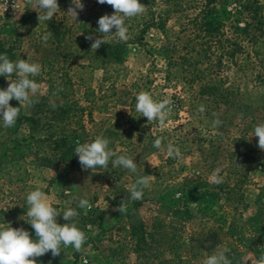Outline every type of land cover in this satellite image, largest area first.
Returning <instances> with one entry per match:
<instances>
[{
    "label": "rangeland",
    "instance_id": "374dc122",
    "mask_svg": "<svg viewBox=\"0 0 264 264\" xmlns=\"http://www.w3.org/2000/svg\"><path fill=\"white\" fill-rule=\"evenodd\" d=\"M258 1L264 13V0ZM7 3L8 0H0V42L6 47L15 40L18 31L25 30L39 10L34 8V0L33 3L17 0V10L12 7V0H9L6 10ZM58 3L61 10L55 18L72 25L75 19L66 13L71 0H58ZM181 3L174 7L157 0L150 6L155 17L154 27L144 42L128 47L126 62L114 77L104 80L101 71H83L79 76L82 81L73 78L70 83H63L56 70H47L52 77L48 79L46 76V80L38 83L41 88L33 97L36 102L21 107L20 114L27 116L34 115L41 102L54 110L79 109L80 112L71 113L72 116L64 121L81 116L84 129H79L77 142H89L92 136L101 135L107 128L117 125L124 137L116 143V152L132 157L138 165L137 172L132 173L113 167L110 160L106 168L98 166L92 172L82 168L79 157L75 165L64 163L58 170L40 168L29 162L30 176L24 181L0 180V227L8 224L14 228L23 227L33 239L36 238L26 213L29 207L27 195L37 188L46 194L48 202L58 211L76 208L80 213L74 222L87 235L84 251L76 252L69 247L56 257L49 252L46 255L50 264H134L135 256L130 253L128 240L121 232L132 210H136L148 226L161 214L166 218L177 216L183 220L186 231L194 233H224L233 220L250 223L262 207L264 210V150L258 147V137H252L255 126L264 123V86L256 82V70H240L233 65L224 68L222 74L228 86L237 93L235 104L219 110L225 129L210 133L199 129L194 133L200 124H189L185 107L177 121H167L163 127L145 121L143 126L149 127L145 133L137 131L132 136L126 135L130 128L128 116L132 110V85L146 75H150L156 86L163 84L167 52L176 49L177 53L184 54V38L193 36L195 22L201 23L200 18L195 19L205 7L202 0H181ZM93 4L100 3L98 0L87 1L89 8ZM243 4L245 0H218L212 7L210 19L214 18L221 24L225 39L234 38L235 28L243 26L245 16L238 14L239 6ZM81 14L82 11L79 16ZM220 37L218 34L217 39ZM151 67L154 69L149 74ZM176 91L180 92L181 88L163 92L170 96ZM76 128L74 126L73 129ZM157 138H163L164 146L171 143L179 147L180 156L173 158L166 150L153 147ZM241 138L248 143L244 146L247 154H261L249 166L243 183L236 186L238 176L229 171L228 152L233 150L234 144H240L236 140ZM217 169L223 178L219 184L212 180V173ZM144 175H152L150 187L144 190L142 199H128L131 185ZM81 198L88 199L92 207L87 210L78 208ZM123 200L124 212L114 210ZM57 219L61 225L69 222L62 215ZM258 223L259 232L254 227L246 229L248 242H242V246L252 242L257 244V249L262 244L264 246V212L260 214ZM259 256L247 252L240 256V261L253 264ZM204 258H200V264Z\"/></svg>",
    "mask_w": 264,
    "mask_h": 264
},
{
    "label": "trees",
    "instance_id": "16d2710c",
    "mask_svg": "<svg viewBox=\"0 0 264 264\" xmlns=\"http://www.w3.org/2000/svg\"><path fill=\"white\" fill-rule=\"evenodd\" d=\"M87 1L83 0L84 10L72 25L56 19L55 16L50 21L39 22V13L36 12L25 30L18 31L15 40L8 47L0 42V54H6L13 61L28 59L30 62L39 63L41 73L32 77L37 83L46 80V76L48 79L52 77L47 70H56L63 83H70L73 78L82 81L79 76H82L83 71H101L104 73V80L114 77L126 62L128 47L144 42L147 33L154 27L155 17L150 6L157 0H140L146 6L145 12L126 20L129 36L126 42L109 36V43L102 44L97 50H91L93 41L86 37L89 34L99 37V18L105 14H114V9L108 4H93L89 8ZM161 1L174 7L182 4L181 0ZM217 2L218 0H202L205 7L195 19L200 18L201 23L195 22L193 36L184 38V54L177 53L176 49L167 52L163 84L156 86L150 75H146L132 85V110L128 116L130 128L126 135L132 136L137 131L145 133L149 128L142 124L147 118L135 110L136 96L141 91L152 92L153 97L158 100L165 97L172 100L173 114L168 121H177L181 110L186 107L189 124H200V128L193 132L201 129L200 131L210 133L225 129L226 125L223 123L213 128L212 121L217 118L222 121L219 110L235 104L237 100V93L228 86L227 79L222 74L224 68H227L226 65L236 66L240 70H256V82L264 86V13L259 1L245 0V4L239 6L238 14L245 16V22H242L243 26L235 28V37L232 39L222 37L221 24L215 22L214 18L210 19L214 10L212 7ZM112 31L114 33L116 29ZM218 34L221 37L217 39ZM45 36L48 37L46 41ZM153 69L151 67L149 74ZM8 79L15 80L16 77L13 75ZM8 79L0 76V88L8 87ZM179 88L180 92L176 91L170 96L163 92L166 89ZM10 103L13 107H20L15 99ZM200 105L205 106L202 113L198 112ZM74 112L80 111L61 108L54 110L50 105L41 102L38 103L34 115L19 114L14 127L4 128L0 121V180L11 178L24 181L30 176L29 162L50 170H58L64 163L75 165L78 158L74 151L79 139L77 134L79 129H84V125L80 120L81 116L64 122ZM74 126L77 128L73 129ZM101 135L110 139V147L115 152L116 143L124 137L117 125L107 128ZM95 137L92 136L89 142ZM236 141L240 144H234L228 156L229 171L238 176L236 186H239L247 177L249 166L257 161V155L261 153L256 152L253 156L247 154L244 148L248 146L246 140L241 138ZM116 153L124 155L121 151ZM260 212H264L263 207ZM260 212L250 219V223L233 220L224 233H194L187 232L183 220L177 216L166 218L161 214L148 226L141 215L132 210L128 213L127 224L121 228V232L128 240L130 253L135 256L134 264H200V258L211 254L217 246L230 249L228 256L232 264H243L240 261L243 254L252 252L261 255L264 252L263 244L259 249L254 242L247 246L241 245L242 242H248L245 237L248 227L260 231ZM256 242L258 243L257 239ZM37 260L39 264H50L46 254Z\"/></svg>",
    "mask_w": 264,
    "mask_h": 264
},
{
    "label": "clouds",
    "instance_id": "9594fccd",
    "mask_svg": "<svg viewBox=\"0 0 264 264\" xmlns=\"http://www.w3.org/2000/svg\"><path fill=\"white\" fill-rule=\"evenodd\" d=\"M33 3V0H29ZM100 4H108L113 7L114 14H105L98 20L99 37L89 34L86 39L93 41L91 50H97L102 44H108V37L115 36L119 41L126 42L129 38L126 20L137 17L145 12L146 6L140 0H98ZM9 6V0L6 10ZM12 7L17 10V0H12ZM83 0H71L66 13L77 20L80 11L84 10ZM34 8L39 9L38 20L50 21L58 13L60 5L58 0H34ZM43 12V15H41ZM19 19V16L16 17ZM116 31L113 33V29ZM45 41L48 39L44 37ZM41 73V65L37 62H30L28 59L10 60L6 54H0V76L7 79L15 75V80L9 81V86L0 88V121L4 128L14 127L19 117L21 107L25 104L32 105L36 101L33 97L40 91V84L32 77ZM15 99L20 107H13L10 103ZM55 107V105H52ZM136 112L146 117L149 124L158 122L163 127L173 114L172 100L170 98L155 99L153 95L146 91H141L136 96ZM205 106L200 105L198 112H204ZM222 124L220 119L212 121V127L217 128ZM252 137H258V147L264 150V123L255 126ZM163 138L154 140L153 147L167 152L173 158L180 156L179 147H174L168 143L162 145ZM109 138L98 135L92 142H77L75 155L79 157V163L84 170L91 169L92 172L99 166L106 168L111 160L113 167H121L132 173L137 172L138 165L134 159L127 155H117L110 147ZM219 175V169L212 173V180L216 184L222 182ZM152 175L140 176L131 185L128 199L140 200L143 197L144 190L150 187ZM27 221L35 232V239L32 234L23 227L14 228L10 224L7 227H0V264H39L37 258L51 252L53 257L59 256L63 249L74 248L76 252L84 251V244L87 241L85 231L81 230L74 222L80 213L76 208H68L63 212L52 206L46 197V194L37 188L27 195ZM90 201L81 198L78 201V208L90 209ZM124 212V200L118 209ZM63 216L65 221L61 225L58 223V217ZM64 252V251H63ZM227 247L217 246L211 253L205 256L203 264H232ZM253 264H264V253H262Z\"/></svg>",
    "mask_w": 264,
    "mask_h": 264
}]
</instances>
